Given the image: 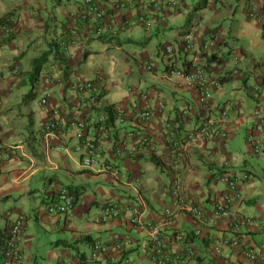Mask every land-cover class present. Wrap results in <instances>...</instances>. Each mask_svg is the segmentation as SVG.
<instances>
[{
  "label": "crops",
  "instance_id": "crops-1",
  "mask_svg": "<svg viewBox=\"0 0 264 264\" xmlns=\"http://www.w3.org/2000/svg\"><path fill=\"white\" fill-rule=\"evenodd\" d=\"M117 1L97 0L105 7ZM127 1L126 9L111 15L109 23L114 27L101 39L89 23L72 19L83 0H0V22L17 26L14 36L0 40V146L10 148L13 155L0 173V264L6 233L17 214L26 217V224L21 244L24 259L15 264H105L106 258L94 261L90 257L94 241L129 239L125 251L115 253L117 259L147 264L150 242L146 232L130 222L131 212L102 221L103 205L112 200L139 205L144 219L158 222L164 209L173 205L169 186L179 176L187 196L210 212L226 188L218 176L209 174L210 168L249 174L240 184L244 199L231 211L260 221L247 231L251 243L264 239V131L255 133L263 144L259 153L247 139L255 124L253 112L264 110V0H179L175 9L148 12L154 23L151 30L136 21L133 0ZM195 27V46L189 50L184 35ZM67 36H76L78 44L62 62L58 44ZM208 42L215 44L212 55L204 51ZM167 45L173 46L172 54L165 52ZM44 54L41 73L32 82L33 62ZM215 56L221 62L216 63ZM147 60L154 64L152 71L141 67ZM198 66L207 68L211 84L215 79L221 81L220 87L211 86L213 96L207 101L201 100L196 88L182 86L168 73L170 68ZM98 73L106 78L101 106H88L82 100L79 118L90 122L109 106L155 110L145 127L155 143L153 151L128 140L139 148L138 153L133 157L114 155L131 123L113 122L109 137L101 142L103 156L122 170L118 178L81 165L73 129L66 131L67 151L50 149L40 137L50 106L63 105L75 94L67 84ZM47 76H62L65 82L51 87L45 81ZM255 85L262 91L253 92ZM45 90L52 92L47 107L36 99ZM144 94L146 99L141 98ZM160 104L165 105L161 115L156 112ZM227 107L234 108L228 138L196 140L179 153L170 150L164 121L172 122L186 136L201 121L218 116ZM187 108L190 118L180 122V111ZM134 176L141 178V188L128 181ZM60 186L71 187L75 206L68 214H50L46 206ZM8 210L11 216L6 214ZM177 219L176 226L164 229L165 240L171 253L183 255L185 264H249L235 250L213 251L214 241L230 233L226 220L204 226L201 236H192L191 215L181 211ZM181 232L191 241H180L177 234ZM189 247L195 250L193 255L187 252Z\"/></svg>",
  "mask_w": 264,
  "mask_h": 264
},
{
  "label": "built area",
  "instance_id": "built-area-1",
  "mask_svg": "<svg viewBox=\"0 0 264 264\" xmlns=\"http://www.w3.org/2000/svg\"><path fill=\"white\" fill-rule=\"evenodd\" d=\"M136 8V21L142 24L147 30L153 27V20L147 17L150 10L175 9L179 5V0H133L131 2ZM130 2L119 0L109 7L102 6L97 0H83L80 10L72 15L73 21L86 22L93 27L97 37L102 36L108 30L113 29L109 23L114 11L126 9ZM220 7V3H216ZM251 14H255L251 12ZM129 23V21H127ZM195 32L197 28L184 35L185 46L192 50L195 46ZM17 33V26L11 22H0V40H6ZM78 44L76 36H67L60 40L59 47L60 61L63 62L70 56L71 50ZM213 42L204 44V51L211 54L215 49ZM165 52L172 54L174 48L171 45L165 46ZM216 63L221 62L220 56H215ZM237 62V61H236ZM142 69L152 71L154 64L151 61H145L141 64ZM169 75L175 76L182 86L196 88L202 101L212 98L213 91L211 86L220 87V79H215L211 84L210 76L205 66L189 68H170ZM45 81L51 87L64 83L62 76H47ZM1 84V82H0ZM72 92V97L63 105L50 106V115L41 126L40 137L55 151H67L69 148L66 143L67 129H73L75 132L74 149L80 154L81 165L86 169H93L100 173H109L115 177L122 175V170L113 160H107L101 152V142L109 137V130L113 122L119 124L131 123L133 126L126 130L125 140L116 146L114 155L117 157H133L138 153V147L129 143L128 140L136 141L137 145L144 150L153 151L155 143L146 132L145 127L151 121L155 110L151 108H125L120 106H109L112 112L105 108L97 115L95 120L79 118L77 114L81 109V102L84 100L88 106L99 108L101 106L103 92L106 86V78L102 73L96 74L93 78H79L70 81L67 84ZM261 87L253 86V92H261ZM52 92L45 90L42 94L39 104L43 107L50 105ZM146 99L147 95H142ZM75 99V101H74ZM63 106L67 109H64ZM233 107H227L216 117H209L193 127L186 136H181L175 125L170 121H164L165 140L170 150L174 153L181 152L182 148L196 140L226 139L229 136L227 126L231 123V113ZM157 114L165 112V105L160 104L156 107ZM191 110L182 109L179 114V121L186 123L190 118ZM255 124L253 132L248 136L249 143L252 144L256 153L263 150V144L255 137V133L264 131V110L256 109L253 112ZM92 129V132L90 130ZM13 157L10 148L0 146V173L6 162ZM211 176H218L226 188L222 192L215 207L209 212L203 206L195 204L186 194L183 182L179 176L172 179L169 186V195L173 200V205L164 209L163 216L158 222L146 220L143 218V209L139 205L124 204L116 200L105 202L101 210V220L106 222L111 219H118L126 212H131L130 222L138 229L146 232L150 242V261L147 264H185L182 254L171 253L165 240L164 229L177 225L178 213L185 211L191 215L193 227L192 236H201L204 226H214L219 221L226 220L230 226L229 235L218 237L213 243V251L220 253L224 248L235 250L249 264H264V239L258 243L250 242L247 234L248 230L254 229L259 220L252 216L234 215L232 207L241 202L244 198L240 190L241 182L249 179V174L240 175L219 172L216 168H210ZM128 181L141 188L143 182L140 177H129ZM75 206V196L65 186H60L53 190L46 206L50 214H68ZM11 216L12 211L6 212ZM26 217L23 214H17L11 222L10 228L5 236L4 245L1 251V264H15L24 259L23 249L21 247L24 235ZM264 226V225H263ZM264 231V227H263ZM177 238L182 242H190L191 238L187 233L177 234ZM131 244V240L117 241L114 243H105L99 240L94 241L91 250V259L94 261L106 258L105 264H140L130 258H125L121 263L115 253H122L126 247ZM190 255L195 253L191 247L187 248ZM62 264H68L63 262Z\"/></svg>",
  "mask_w": 264,
  "mask_h": 264
},
{
  "label": "trees",
  "instance_id": "trees-1",
  "mask_svg": "<svg viewBox=\"0 0 264 264\" xmlns=\"http://www.w3.org/2000/svg\"><path fill=\"white\" fill-rule=\"evenodd\" d=\"M105 34L106 33H104L102 36H99V38L100 37H103V36H105ZM101 39H104V37L103 38H101ZM59 55H60V52H59ZM46 56V54H44L43 56H41V58H38V59H36L34 62H33V69H32V73H31V80H32V82H34L35 81V79L40 75V73H41V70H42V60L44 59V57ZM108 111H109V114H110V117H112V112L110 111V108H106ZM68 190H70L71 189V187L70 186H65ZM74 192V191H73ZM75 193V192H74Z\"/></svg>",
  "mask_w": 264,
  "mask_h": 264
},
{
  "label": "rangeland",
  "instance_id": "rangeland-1",
  "mask_svg": "<svg viewBox=\"0 0 264 264\" xmlns=\"http://www.w3.org/2000/svg\"><path fill=\"white\" fill-rule=\"evenodd\" d=\"M40 97H41V93L38 92L37 95H36V99H37V101L40 99ZM91 184H92V183H91ZM91 184H90V185H91ZM0 207H2V206H0ZM44 264H45V263H44Z\"/></svg>",
  "mask_w": 264,
  "mask_h": 264
}]
</instances>
